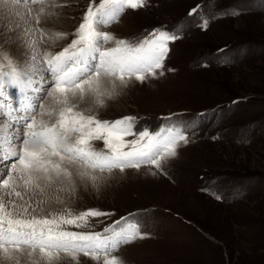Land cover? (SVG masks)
<instances>
[{"label": "rangeland", "instance_id": "rangeland-1", "mask_svg": "<svg viewBox=\"0 0 264 264\" xmlns=\"http://www.w3.org/2000/svg\"><path fill=\"white\" fill-rule=\"evenodd\" d=\"M59 2L72 33L90 0ZM12 6H0L1 25L20 12ZM178 26L182 31L169 42L164 74L133 80L106 100L98 118L135 116L136 132L181 123L189 142L162 170L116 173L98 190L77 180L75 196L65 193L40 214L96 208L111 213L92 219L91 230L101 232L122 217L140 220L147 237L115 253L125 264H264V0H148L104 30L135 41L153 29ZM14 91L9 89L11 98ZM45 104L53 106L50 98ZM92 143L107 151L103 141Z\"/></svg>", "mask_w": 264, "mask_h": 264}, {"label": "snow or ice", "instance_id": "snow-or-ice-1", "mask_svg": "<svg viewBox=\"0 0 264 264\" xmlns=\"http://www.w3.org/2000/svg\"><path fill=\"white\" fill-rule=\"evenodd\" d=\"M19 4L27 6L20 17L26 27L3 25L5 33H17L15 39L5 35L4 43L20 41L23 60L0 50V264H82L81 256L93 264H125L115 253L147 237L140 220L122 217L123 223L93 231L92 219L111 213L67 207L40 214L41 205L50 190L75 196L77 180L98 190L116 173L145 166L162 170L189 142L181 123L136 132L135 116L98 118V109L118 90L164 74L169 42L182 27L153 29L135 41L104 30L128 10L147 7L148 0H90L72 33L38 27L42 20L59 19L57 9L65 6L59 0H0V6ZM196 13L194 8L189 15ZM207 26L202 18L200 27ZM35 32L39 39H25ZM69 36V43L52 50ZM10 88L19 93L15 105ZM49 98L53 106L45 104ZM93 141H103L107 151ZM48 200L62 202L58 195Z\"/></svg>", "mask_w": 264, "mask_h": 264}, {"label": "bare ground", "instance_id": "bare-ground-1", "mask_svg": "<svg viewBox=\"0 0 264 264\" xmlns=\"http://www.w3.org/2000/svg\"><path fill=\"white\" fill-rule=\"evenodd\" d=\"M14 6H19L21 8V10H19L20 12L17 14V17L15 19L10 20L8 23L4 22L2 25L0 24V48L8 50V52H10L11 54H13L14 56L17 57L18 61H22L23 60V53L26 51V49H24L21 46L20 41L9 42L7 44L4 43L5 35H10L13 37V39H15L17 33H16V31H10V32L5 33V29H4L3 25L7 24L8 27L14 28L15 25L19 23L21 26V29L23 27H26V25H24L21 22L20 17H22L24 15V12L26 11L27 6L26 5H14ZM59 9H57V11L59 12V19L58 20H52V19H49L47 21L42 20L39 27H41L43 29H52L55 31H63V32L69 33V31L72 28L73 23L68 19L67 14L63 13L64 11L60 12V10H62V9H60V10ZM25 39H37V38L34 37L33 35H31L29 37H25ZM38 119H39V117H38ZM64 194L65 193H63V192H53L50 190L48 193L45 194V201L46 202H45V204L41 205V207H46L48 205L53 206V205L58 204V203L49 201L48 196L58 195L60 197V200L62 201V199L66 198V196Z\"/></svg>", "mask_w": 264, "mask_h": 264}]
</instances>
